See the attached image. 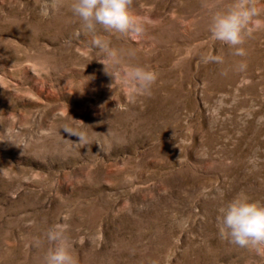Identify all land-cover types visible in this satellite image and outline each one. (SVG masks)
I'll return each mask as SVG.
<instances>
[{
	"label": "rangeland",
	"instance_id": "1",
	"mask_svg": "<svg viewBox=\"0 0 264 264\" xmlns=\"http://www.w3.org/2000/svg\"><path fill=\"white\" fill-rule=\"evenodd\" d=\"M52 5L0 0V132L21 146L0 142V264H43L54 223L77 264H264L217 229L239 191L264 202V162L248 164L264 161V30L237 56L211 39L203 0H134L154 21L138 40L100 32L156 75L133 102L67 2ZM73 119L88 145L63 131Z\"/></svg>",
	"mask_w": 264,
	"mask_h": 264
},
{
	"label": "clouds",
	"instance_id": "2",
	"mask_svg": "<svg viewBox=\"0 0 264 264\" xmlns=\"http://www.w3.org/2000/svg\"><path fill=\"white\" fill-rule=\"evenodd\" d=\"M66 2L72 15L79 20L81 29L92 37L91 43L100 53L97 62L104 66L103 71L113 80L109 87L122 85L132 93L130 100L133 102L137 95H150L156 81L155 73L148 66L125 62V55L131 58L134 53L129 51L125 54L111 46L100 32L118 33L138 40L146 26L154 21L146 15L137 17L133 14L134 0H53L52 7L59 12ZM260 5L261 0H203V7L210 11L208 30L211 39L229 46L234 55L243 56L242 45L246 37L255 30H264V6ZM41 15L47 17V9H42ZM207 59L222 62L221 57ZM8 120H12L11 113ZM78 122L76 119L66 121L62 129L69 136L77 137L78 142L72 141L73 144L88 145L86 125ZM104 135H112L111 129ZM3 141L21 147L10 126L0 132V142ZM96 144L104 150L103 144ZM259 151L257 149L248 158L252 168L264 162L257 154ZM217 229L221 239L264 257V202L253 200L246 191H239L219 207ZM69 231L67 223H54L46 230L44 236L51 247L43 257V264H77Z\"/></svg>",
	"mask_w": 264,
	"mask_h": 264
}]
</instances>
